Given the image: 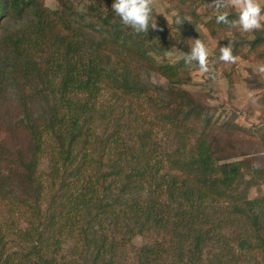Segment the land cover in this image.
<instances>
[{
	"label": "trees",
	"instance_id": "1",
	"mask_svg": "<svg viewBox=\"0 0 264 264\" xmlns=\"http://www.w3.org/2000/svg\"><path fill=\"white\" fill-rule=\"evenodd\" d=\"M164 1L191 16L205 2ZM113 2L58 0L50 8L46 0H0V209L24 221L14 219L4 236L0 231V264H119L120 250L139 234L153 241L140 248L136 264H237L255 250L264 263V196H248L264 185V153H247L240 137L247 129L234 118L220 122L183 87L193 80L191 66L168 58L173 47L190 51L201 34L189 18L168 29L155 7L159 30L135 34L112 12ZM203 25L214 37L233 34L219 40L218 56L233 39L236 57L264 62V31L246 36L214 16ZM84 56L91 65L81 69ZM115 64L124 67L123 78H115L124 91L162 90V118L196 138L169 156L163 172V160L150 156L142 134L129 156H106L108 137L92 128L85 104L72 97L95 87ZM132 65L160 74L168 86L143 83ZM260 138L264 148V133ZM48 145L44 177L40 162ZM234 224L244 231L236 238L239 255L225 233ZM214 244L219 253L205 263Z\"/></svg>",
	"mask_w": 264,
	"mask_h": 264
},
{
	"label": "rangeland",
	"instance_id": "2",
	"mask_svg": "<svg viewBox=\"0 0 264 264\" xmlns=\"http://www.w3.org/2000/svg\"><path fill=\"white\" fill-rule=\"evenodd\" d=\"M103 3V0H84V4L91 2ZM264 2V0H262ZM50 8L59 6L58 0H46ZM211 0H205L201 6L196 8V16H191L182 6L171 1L155 0L154 7L162 15L164 25L170 30L176 29L174 23L177 17H187L192 21L202 41L208 46L210 51L208 71H201L195 63L191 66L193 80L190 84L184 85L197 94L203 102L216 113L219 121H225L227 118L234 120L247 129L246 134L240 136L245 143L242 148L247 153H264L261 144L260 135L264 133V74L256 71L258 65H264V62L256 59L254 56L244 59L237 57L235 64H225L219 62L217 47L218 42L226 36H233L231 32L220 31L218 37L212 36L204 27V22L215 16L214 9L208 6ZM230 13H235L229 9ZM184 13L181 15V13ZM181 15V16H180ZM18 24V22H14ZM248 35L249 33H243ZM184 52L181 49L173 47L168 55L170 61L174 62L183 57ZM91 60L85 56L78 59L80 68H88ZM133 72L137 74L143 83L149 86H160L166 88L167 80L160 74L153 71H146L132 65ZM124 67L122 64H115L113 72L105 76L100 75V81L96 86L87 90L75 92L72 97L75 101L85 104V110L89 123L97 133L107 138L110 143L107 147V155L129 156V147L138 144L139 134L144 136L146 149L150 156H157L163 160L162 172L168 168L169 156H178L180 152L188 150L196 141L195 137H184L180 131L173 128L166 120L162 118V108H164L165 98L162 90H141L124 91L115 81L116 77L123 78ZM85 73V72H84ZM87 74H81L80 78L85 79ZM4 94V84L0 80V95ZM2 104V103H0ZM216 109V110H215ZM4 120V108L0 107V121ZM185 146V147H184ZM49 145L42 156L40 162L41 173L46 176L50 166ZM248 177V176H247ZM249 198L264 196V185L258 184L248 191ZM160 199H163L160 198ZM4 201L1 202V205ZM217 209L224 212L222 208L225 203L216 204ZM224 215V214H223ZM17 215L7 209H0V231L4 236L7 233L8 225L15 219L16 223H24L23 219L17 220ZM229 236L231 247L236 249V238L244 235L242 226L239 224L229 225L225 230ZM238 239V238H237ZM153 241L151 234H139L133 237L127 245L120 250L119 264H136V259L140 248ZM219 253V249L213 245L205 252V263L214 259ZM240 250L236 249L239 255ZM245 259L237 264H264L261 253L257 250L246 252Z\"/></svg>",
	"mask_w": 264,
	"mask_h": 264
},
{
	"label": "clouds",
	"instance_id": "3",
	"mask_svg": "<svg viewBox=\"0 0 264 264\" xmlns=\"http://www.w3.org/2000/svg\"><path fill=\"white\" fill-rule=\"evenodd\" d=\"M154 4L155 0H114L111 9L123 25L135 34L143 33L146 36L150 28L159 30L154 19ZM208 6L214 9L215 22L226 25L230 31L241 33L264 31V2L262 0H211ZM229 9L234 10L236 19H229L231 14ZM185 20L187 17H177L174 23L181 25ZM234 44L233 39H228L226 45L219 47V62L236 63ZM209 56L208 46L197 38L190 46V51L185 52L182 58L186 66L190 67L195 63L201 71L207 72ZM256 71L264 74V65H258ZM252 167L259 170L261 165L259 162H254Z\"/></svg>",
	"mask_w": 264,
	"mask_h": 264
}]
</instances>
